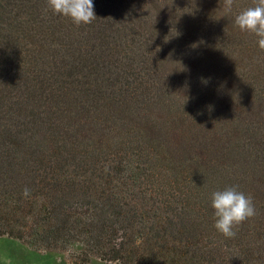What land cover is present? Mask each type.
I'll use <instances>...</instances> for the list:
<instances>
[{
	"label": "trees",
	"instance_id": "trees-1",
	"mask_svg": "<svg viewBox=\"0 0 264 264\" xmlns=\"http://www.w3.org/2000/svg\"><path fill=\"white\" fill-rule=\"evenodd\" d=\"M254 2L93 0L77 26L47 0H0L4 230L38 249L114 240L125 264H264V50L234 23ZM229 186L256 208L233 238L211 206ZM59 194L92 213L21 223Z\"/></svg>",
	"mask_w": 264,
	"mask_h": 264
},
{
	"label": "rangeland",
	"instance_id": "rangeland-1",
	"mask_svg": "<svg viewBox=\"0 0 264 264\" xmlns=\"http://www.w3.org/2000/svg\"><path fill=\"white\" fill-rule=\"evenodd\" d=\"M53 201L37 199L31 215L28 211L20 213L21 223L32 220L35 215H40L35 218L40 221L63 223L68 219L69 222H74L76 216L92 213V210H86V208H93L88 203V199L82 200L73 198L69 194H59ZM44 209L48 211L44 212ZM0 210H9V208H0ZM103 214L106 216L105 213ZM6 217L7 212L0 211V264H125L122 260L116 259L117 257H113L116 256L114 253L108 251L109 247L114 245V240L104 244L107 250L105 254L85 250L84 245L78 241L72 242L67 247L38 249L24 239L9 235L4 230V225L1 224L7 223ZM99 230L100 226L93 228L94 233ZM121 236V231L118 230L117 242L121 240ZM82 251H86L84 261L77 257V254Z\"/></svg>",
	"mask_w": 264,
	"mask_h": 264
},
{
	"label": "clouds",
	"instance_id": "clouds-1",
	"mask_svg": "<svg viewBox=\"0 0 264 264\" xmlns=\"http://www.w3.org/2000/svg\"><path fill=\"white\" fill-rule=\"evenodd\" d=\"M48 6L58 15L70 17L77 26L91 24L96 18L93 0H47ZM234 0H223L226 13H231ZM234 23L241 31L257 37V43L264 50V0H255L253 6L235 15ZM22 195L30 197L31 189L25 187ZM214 209V227L225 237L233 238L237 227L256 215V208L250 195L239 191L237 186H229L211 194Z\"/></svg>",
	"mask_w": 264,
	"mask_h": 264
}]
</instances>
